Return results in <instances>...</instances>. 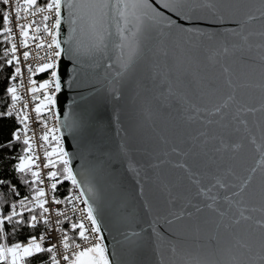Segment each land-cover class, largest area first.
Listing matches in <instances>:
<instances>
[{"label": "snow or ice", "instance_id": "6c2138e0", "mask_svg": "<svg viewBox=\"0 0 264 264\" xmlns=\"http://www.w3.org/2000/svg\"><path fill=\"white\" fill-rule=\"evenodd\" d=\"M0 3L5 6L0 8V37L10 45L0 55V70L14 66L0 100V173L11 162V170L34 193L13 202L0 195V264H118L105 242V200L93 182V170L77 171L73 166L77 153L65 147L67 132L79 148L91 120L74 115L76 99L60 119L61 94L88 84L79 72L85 56L96 65L106 62L113 101L121 99L123 84L142 65L136 87L147 89L144 81L151 84L147 114L151 118L153 108L166 112L171 124L175 142L164 155L193 158V166L183 161L174 166L184 170L195 191L183 195L173 192L176 185H165L166 214L148 222L147 236L127 230L120 243L131 253L155 238L159 264H264V0ZM65 22L68 38L63 41ZM86 30L87 45L82 40ZM21 48L25 50L18 55ZM65 56L73 65L70 79H65L69 76ZM30 59L35 62L22 65ZM37 74L46 78L37 81L33 78ZM105 99L94 97V103L103 104ZM30 102L35 103L30 107ZM53 119L59 126H50ZM115 119L119 123V114ZM6 121L14 127L5 139ZM33 124L42 129L39 146ZM160 139L165 145L170 142L167 136ZM39 148H44L46 177L41 175ZM121 152L128 154L127 143ZM245 153L254 163L241 174L238 168ZM129 167L140 176L136 162L130 161ZM64 182H70L71 189L59 199L56 192ZM5 186L14 197L20 196L17 186L0 176V190ZM140 194L144 195L143 188ZM144 206L152 211L147 201ZM66 222L74 236L63 227ZM41 224L39 235L9 243L25 227L34 230ZM165 226L167 235L160 231Z\"/></svg>", "mask_w": 264, "mask_h": 264}, {"label": "water", "instance_id": "95a60500", "mask_svg": "<svg viewBox=\"0 0 264 264\" xmlns=\"http://www.w3.org/2000/svg\"><path fill=\"white\" fill-rule=\"evenodd\" d=\"M67 16L66 9L64 10ZM213 30V29H209ZM225 31V29H217ZM68 38V25L63 23L61 27V39ZM89 32L86 30L82 36L83 43L88 44ZM67 48V43L62 44ZM68 62V58H63ZM106 62L100 61L99 65L85 56L82 58V67L79 69L80 77L88 81L87 85L79 89H65L63 110L60 119L68 113L69 105L73 99L79 103L74 115L85 120H91L88 125L90 131L85 133L83 143L77 146V141L65 132V147L70 152L77 153L74 159V168L80 171L82 168L93 170V182L100 188L105 200V224L104 235L111 259L118 264H159V253L155 247V238L144 244L142 250L129 253L123 240L122 232L127 230L143 231L145 236L150 233L149 221L155 216H163L167 212L168 194L165 185L173 186L174 193L188 195L195 191V186L187 179L183 169L174 165L181 161L193 166V158L179 157L175 154L165 156V152H171L175 142L171 135V124L167 113H156L149 118L147 109L153 95L151 84L147 89L137 88L136 81L142 79V68L139 66L137 73L122 86V96L118 101H113L108 88V80L105 78ZM69 76L71 78V62H68ZM91 87V91L89 90ZM94 97H105L103 104H95ZM59 111V106H57ZM119 114L120 121L116 122L115 116ZM59 126V124H58ZM63 131V128L61 129ZM123 130V131H122ZM126 133V135H125ZM167 136L169 144L165 145L160 136ZM127 143L128 154L121 152V145ZM183 147H187L184 145ZM159 157V160L156 157ZM158 168L151 167L159 163ZM130 161L136 162L140 169V176L130 170ZM254 162L243 154L238 171L246 174L244 170ZM193 170H196L195 167ZM143 188L144 195L140 191ZM147 201L152 208L149 213L144 206ZM111 229V231H109ZM166 232V226L160 229Z\"/></svg>", "mask_w": 264, "mask_h": 264}, {"label": "trees", "instance_id": "16d2710c", "mask_svg": "<svg viewBox=\"0 0 264 264\" xmlns=\"http://www.w3.org/2000/svg\"><path fill=\"white\" fill-rule=\"evenodd\" d=\"M0 8L1 4H0ZM3 26V19L2 16H0V28ZM5 47H8L7 44L3 42V37H0V55L3 54V50ZM14 66H7L4 67L2 70H0V100H3L6 95V88L10 85V77L13 74ZM2 110V109H0ZM14 127V123L12 121H6L2 124L3 129V138H7ZM19 147V146H18ZM10 164H5L3 172L0 173V176H2L4 179L10 181L11 183L15 184L19 190L20 196L14 197L10 190L5 186L2 190H0V195H3L6 197L7 202H13L18 201L19 198H23L24 196L31 197L34 195L32 189L28 185H24L23 180L20 178V174L15 173L11 170ZM27 179L31 180L30 174L28 175ZM3 211L7 213L9 209L7 207H4ZM38 211V210H37ZM27 213L25 214V218L27 219ZM43 229V225H38L36 229H30L28 227H25L21 232H19L15 237L9 238V243L13 242L14 240L24 241L26 240V237L32 234H39Z\"/></svg>", "mask_w": 264, "mask_h": 264}, {"label": "built area", "instance_id": "2783aa9c", "mask_svg": "<svg viewBox=\"0 0 264 264\" xmlns=\"http://www.w3.org/2000/svg\"><path fill=\"white\" fill-rule=\"evenodd\" d=\"M44 2H46V0H40V3H41V5L44 3ZM1 4V7L2 8H4L5 6L4 5H2V3H0ZM37 19H39V17H37ZM13 28H14V31H15V21H13ZM17 38L19 39V37L17 36ZM10 45H8V47H9ZM25 49H20V52L18 53V55H21L22 54V52L24 51ZM28 62H32V63H34L35 61H33V60H29V61H27V62H25V61H22V65L23 64H25V63H28ZM34 79H36L37 81H42L43 79H45L46 78V75H44V74H37L35 77H33ZM24 79H25V82H27V73L25 72V76H24ZM35 102H30V107L34 104ZM47 115V114H46ZM53 123H56L57 124V126H58V122L57 121H55L54 119L53 120H50V122H49V124H50V126L53 124ZM33 128H34V130L36 131V134H37V136H36V138H37V145L39 146L40 144H42L43 142L42 141H40L39 140V136H40V134H41V131H42V129L40 128V126L39 125H37V124H33ZM55 144V142L53 141V145ZM50 150V149H49ZM43 151H44V148H39L38 149V155L40 156V161H39V163L41 164V175L43 176V177H46V174H47V172L49 171V169H43L42 168V165H43V163H44V157H43ZM48 183H49V181L47 180V179H45V184L43 185L45 188H46V190H47V185H48ZM71 189V184H70V182H64L62 185H60V186H58V189H57V192H56V196H57V198H59V199H63L67 194H68V192H69V190ZM81 207H83V205H80ZM49 207H61V208H63L64 206L63 205H61V206H56V205H49ZM39 211V210H38ZM70 215H71V213H69ZM73 220H75L76 219V217H73L72 218ZM63 227L68 231V234H69V236H74L75 235V233L70 229V224L69 223H65L64 225H63ZM43 229H44V226H43ZM43 229H42V231H43ZM41 231V232H42ZM40 232V233H41ZM39 233V234H40ZM39 234H37V235H39ZM51 235H52V242L53 243H55V242H57V233L56 232H53V233H51ZM22 241V240H21ZM25 242H26V240H24Z\"/></svg>", "mask_w": 264, "mask_h": 264}]
</instances>
